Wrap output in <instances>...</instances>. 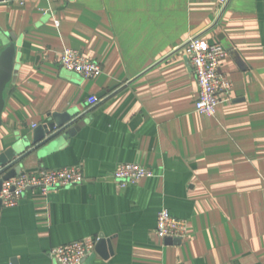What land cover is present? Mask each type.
I'll return each instance as SVG.
<instances>
[{"label": "crops", "instance_id": "1", "mask_svg": "<svg viewBox=\"0 0 264 264\" xmlns=\"http://www.w3.org/2000/svg\"><path fill=\"white\" fill-rule=\"evenodd\" d=\"M196 35L228 49L230 100L214 116L196 110L183 50ZM14 40L0 154L70 113L84 124L55 128L19 163L25 173L80 166L85 180L3 206L0 264H58L52 248L94 236L110 242L82 264H264V0H4L0 52ZM67 47L102 73L62 67ZM122 163L154 175L123 185ZM162 208L186 222L185 237L157 236Z\"/></svg>", "mask_w": 264, "mask_h": 264}, {"label": "built area", "instance_id": "2", "mask_svg": "<svg viewBox=\"0 0 264 264\" xmlns=\"http://www.w3.org/2000/svg\"><path fill=\"white\" fill-rule=\"evenodd\" d=\"M230 0H219L222 8ZM183 50L189 59L195 75L199 96L196 110L208 116L216 114L218 106L230 100L232 82L221 71V63L228 55V49L220 42H210L200 35L192 36L183 45ZM59 63L68 71L81 75L85 79L99 76L102 67L99 62L87 57L79 50L64 48L61 51ZM102 100L90 96V106L97 105ZM0 169V175H2ZM154 175V172L140 164L122 163L113 172L115 180L125 185ZM85 180L80 166L42 169L36 172L19 174L4 181L0 198L5 207L16 206L23 194L30 188H38L44 194L53 189L67 188L81 184ZM188 231L184 220L172 215L168 208H162L158 213L156 234L160 239L183 238ZM99 236L89 237L56 246L51 254L58 264H82L95 251Z\"/></svg>", "mask_w": 264, "mask_h": 264}, {"label": "water", "instance_id": "3", "mask_svg": "<svg viewBox=\"0 0 264 264\" xmlns=\"http://www.w3.org/2000/svg\"><path fill=\"white\" fill-rule=\"evenodd\" d=\"M1 1L4 0H0V2ZM17 57L18 42L15 40L0 52V125L2 124V113L6 104L5 91L8 84L14 80L17 72ZM72 117L73 116L70 113L52 114V118L50 119L51 122L49 124L40 125L34 129L32 139H30V137L19 139L12 147L0 154V169L1 172H3L2 175H0V193L4 181L24 173L22 165L19 162L26 153V149L31 147V145L40 143L46 135L50 134L55 128L65 129L68 126L74 125V127L68 131L69 134H73L76 129L84 124L83 121H79L80 118L73 119ZM76 122L77 124H75ZM2 207L3 204L0 198V213ZM173 239L178 241L181 238H169L168 240L173 241ZM107 242H110V239L100 237L95 250L101 252Z\"/></svg>", "mask_w": 264, "mask_h": 264}]
</instances>
